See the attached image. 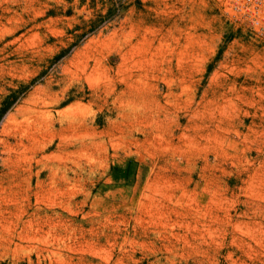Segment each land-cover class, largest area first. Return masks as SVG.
<instances>
[{
	"label": "rangeland",
	"instance_id": "rangeland-1",
	"mask_svg": "<svg viewBox=\"0 0 264 264\" xmlns=\"http://www.w3.org/2000/svg\"><path fill=\"white\" fill-rule=\"evenodd\" d=\"M242 4L0 0V264H264Z\"/></svg>",
	"mask_w": 264,
	"mask_h": 264
},
{
	"label": "built area",
	"instance_id": "built-area-1",
	"mask_svg": "<svg viewBox=\"0 0 264 264\" xmlns=\"http://www.w3.org/2000/svg\"><path fill=\"white\" fill-rule=\"evenodd\" d=\"M246 4L241 8L246 10L253 22L264 32V0H243Z\"/></svg>",
	"mask_w": 264,
	"mask_h": 264
}]
</instances>
